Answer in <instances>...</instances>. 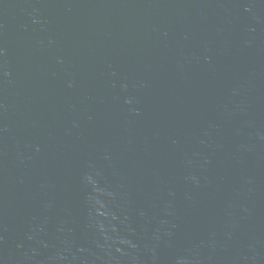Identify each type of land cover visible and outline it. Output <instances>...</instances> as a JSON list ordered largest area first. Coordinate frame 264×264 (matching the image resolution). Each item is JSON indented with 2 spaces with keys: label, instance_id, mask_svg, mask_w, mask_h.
Masks as SVG:
<instances>
[{
  "label": "water",
  "instance_id": "1",
  "mask_svg": "<svg viewBox=\"0 0 264 264\" xmlns=\"http://www.w3.org/2000/svg\"><path fill=\"white\" fill-rule=\"evenodd\" d=\"M0 264H264V0H0Z\"/></svg>",
  "mask_w": 264,
  "mask_h": 264
}]
</instances>
